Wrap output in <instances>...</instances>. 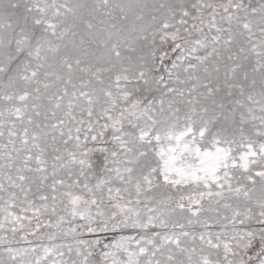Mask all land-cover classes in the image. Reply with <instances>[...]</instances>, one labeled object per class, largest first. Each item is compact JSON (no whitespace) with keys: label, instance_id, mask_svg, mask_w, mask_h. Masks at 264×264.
Masks as SVG:
<instances>
[{"label":"snow or ice","instance_id":"snow-or-ice-1","mask_svg":"<svg viewBox=\"0 0 264 264\" xmlns=\"http://www.w3.org/2000/svg\"><path fill=\"white\" fill-rule=\"evenodd\" d=\"M0 264H264V0H0Z\"/></svg>","mask_w":264,"mask_h":264}]
</instances>
